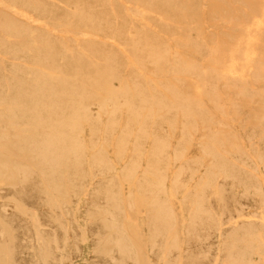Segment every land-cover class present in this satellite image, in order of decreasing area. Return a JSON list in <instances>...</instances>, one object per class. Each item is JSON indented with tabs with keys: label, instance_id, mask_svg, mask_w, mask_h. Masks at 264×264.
<instances>
[{
	"label": "bare ground",
	"instance_id": "1",
	"mask_svg": "<svg viewBox=\"0 0 264 264\" xmlns=\"http://www.w3.org/2000/svg\"><path fill=\"white\" fill-rule=\"evenodd\" d=\"M0 70V264L80 256V191L82 264H263L264 0H0Z\"/></svg>",
	"mask_w": 264,
	"mask_h": 264
},
{
	"label": "rangeland",
	"instance_id": "2",
	"mask_svg": "<svg viewBox=\"0 0 264 264\" xmlns=\"http://www.w3.org/2000/svg\"><path fill=\"white\" fill-rule=\"evenodd\" d=\"M199 3L201 5V7L203 6L204 8H207V6H208V0H199ZM118 10L120 12V15L122 16V19L125 21V24H127L128 20L126 19L125 15H124V11H123L122 7L119 4H118ZM106 11H108L107 7L104 10V12H106ZM205 25H206V27H209V24L207 22L205 23ZM118 39H120V40H122L124 42L129 40V38L126 35H124V34L122 35V37H120V38L118 37ZM201 49H203L201 51L204 53L205 49H204L203 46L201 47ZM115 50H116L117 54L121 55V53L119 52V50L117 48ZM23 55L26 56V58H28V56L30 57V54H28V53H25ZM10 67H12L15 70L16 74L18 75V78L20 80H22V81L27 79L29 74H30V72H32L25 65H21V64L18 65V66L10 65ZM1 79H2V76H1V70H0V81H1ZM4 94H5L4 86H2V83L0 82V101H1V98L5 96ZM241 110L243 112H246L247 109L242 107ZM87 114H88L89 121L92 122L91 127H93V128H96L98 126L101 127V125H99L98 122H97V120H98L97 111L94 109V105L91 104V103L87 104ZM167 117L171 118L170 113L167 114ZM231 120H232L231 123L234 125V127H236L238 129L239 134L241 136H247L248 133H250L249 130H246L244 132L242 129H239L235 118H233L232 116H231ZM155 127H156V131L159 134L167 132V128H166L164 123H157ZM139 145L141 147H143L144 149H146L149 146V142H148V140L142 139V140H140ZM173 145L176 148H181L182 149V148L185 147V142L184 141L180 142V141H177L176 139H174L173 140ZM193 146H192V148H193ZM105 156H106V158L109 161H111L113 159L112 152H105ZM189 161H190L189 164H191L193 167H196V166L199 165L198 161L197 162L195 160H192V161L189 160ZM139 162L142 165H145V163H146L145 159L141 158V157L139 158ZM124 163H125V159H121V158L118 159V161H117V163L115 165V168L111 171L110 174L109 173L106 174V176H108V178L112 179L111 183H112L114 189L118 188L117 186H118V180L119 179L117 178V172H119L121 170V167L123 166ZM166 163H167V157L165 156L164 160L162 159V161H161V165L164 167V165H166ZM168 175H169V172H168ZM86 180L88 182L92 183L93 178L89 175L88 177H86ZM77 202H78V205H79V209L77 210V220H78V223L80 225V228H82L83 232L85 233V237H84V239L82 241V252H81V255L78 256L76 259L71 260V261H61L59 264H78V263L82 264V263H85V262H87L89 260V255L91 253L92 243L93 242H92V238L88 234H86L85 228H84L85 227L84 226V222H85L84 209H85L86 202H85V196L82 193V191H80L78 193V195H77ZM185 213H186L185 210L181 211L180 212V217H183V219H184L186 217ZM187 218H188V216H187ZM145 220H146L145 218L141 219L142 222H145ZM183 222H185V221H183ZM263 264H264V262H263Z\"/></svg>",
	"mask_w": 264,
	"mask_h": 264
}]
</instances>
